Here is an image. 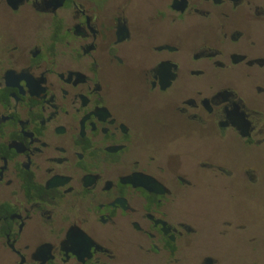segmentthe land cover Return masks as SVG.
I'll use <instances>...</instances> for the list:
<instances>
[{
    "label": "flooded vegetation",
    "instance_id": "af4514ba",
    "mask_svg": "<svg viewBox=\"0 0 264 264\" xmlns=\"http://www.w3.org/2000/svg\"><path fill=\"white\" fill-rule=\"evenodd\" d=\"M194 139L241 156L154 147ZM261 150L264 0H0V264H221L186 197Z\"/></svg>",
    "mask_w": 264,
    "mask_h": 264
},
{
    "label": "rangeland",
    "instance_id": "374dc122",
    "mask_svg": "<svg viewBox=\"0 0 264 264\" xmlns=\"http://www.w3.org/2000/svg\"><path fill=\"white\" fill-rule=\"evenodd\" d=\"M156 142L158 141L157 136ZM163 142L162 140L160 141ZM165 154L164 149H178L181 161L191 166L198 155L204 153H221L226 159L240 158L235 147L221 143L202 142L201 140L184 141L182 146H154ZM259 158L264 160V150L260 151ZM226 184L213 182L202 176L197 188L186 197L185 206L201 213V222L205 227L201 244L205 248H213L221 257V264H264V194L258 197L244 195L229 196L224 188ZM224 217L233 218L246 224L247 232L235 233L234 228L225 236L210 230L211 224H218ZM255 233V242L250 243L248 236Z\"/></svg>",
    "mask_w": 264,
    "mask_h": 264
}]
</instances>
